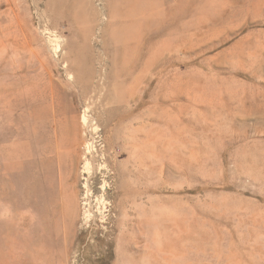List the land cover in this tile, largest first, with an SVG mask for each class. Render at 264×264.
I'll list each match as a JSON object with an SVG mask.
<instances>
[{
  "label": "rangeland",
  "instance_id": "374dc122",
  "mask_svg": "<svg viewBox=\"0 0 264 264\" xmlns=\"http://www.w3.org/2000/svg\"><path fill=\"white\" fill-rule=\"evenodd\" d=\"M54 107L60 137L93 153L65 162L73 205L46 181L62 210L48 257L30 233L29 131ZM115 218L131 242L142 225L143 251L110 264H264V0H0V264H102L75 252Z\"/></svg>",
  "mask_w": 264,
  "mask_h": 264
},
{
  "label": "bare ground",
  "instance_id": "6f19581e",
  "mask_svg": "<svg viewBox=\"0 0 264 264\" xmlns=\"http://www.w3.org/2000/svg\"><path fill=\"white\" fill-rule=\"evenodd\" d=\"M48 115L40 113L39 109L35 108L31 116V126L29 131L30 187L28 192V208L32 244L36 249L39 245L44 244L48 246V249H50L47 252V256L52 257L55 248L61 245L59 230H56V232L53 230L56 221L55 219H57L58 215L62 213V210L59 213L58 203H52L54 199L53 192L50 194L49 192L48 194L46 193V186L48 184L46 181H49L50 191H59L62 202L66 204L63 205L65 208L68 203L72 204L73 201H75V196L73 192H69L68 187L71 186V183L67 181L70 184L69 186H67L68 184L66 183L67 177L64 172L65 162L69 161L74 169V167H76L75 164L77 163V159L81 156L87 161V165H90L89 155L93 153V145L89 142L83 143L81 138L78 139L77 133L74 138H71L70 136H65L64 138L63 135L60 137V131L64 126L61 111L54 107L52 114L50 116ZM82 120L85 126L89 124L87 115L83 116ZM47 131H50L53 136H50V134L47 135ZM81 146V149H84L80 153L79 149ZM53 154L56 155L55 157L58 163V185H56L55 180L52 177V164L53 161H56L55 158V160H53ZM125 215L127 216L128 212H126ZM95 221V216L90 214L84 230L86 232H91L92 234H98V231H94V225H96ZM110 222L113 223L112 227L106 231L104 236L99 237V242L91 241L83 251H76L75 255L86 258L88 254H96L98 258H95V261L102 264H110L111 259L115 255H117L119 259L128 258V255L135 256L138 254L140 256L143 251L141 244L144 240L142 225L138 224L136 231L138 230L139 234H136L134 242H131V239H128L127 237L130 231L127 222H125L124 226L120 228V235L122 234L120 238L119 236L112 237L118 231V227L115 225L117 218L110 219ZM79 227L82 226H79L76 212L73 210L72 216L65 220L63 241L65 242V257H68L72 252L71 245L80 240L78 233ZM124 236L125 238L123 239ZM156 238L157 237H155V239ZM120 245L123 247L121 250H114V247H120Z\"/></svg>",
  "mask_w": 264,
  "mask_h": 264
}]
</instances>
